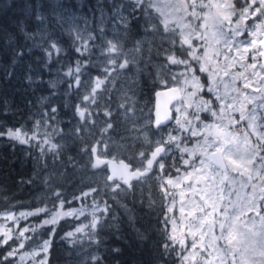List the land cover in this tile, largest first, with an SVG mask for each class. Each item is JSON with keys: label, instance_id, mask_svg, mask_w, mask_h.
I'll list each match as a JSON object with an SVG mask.
<instances>
[{"label": "trees", "instance_id": "trees-1", "mask_svg": "<svg viewBox=\"0 0 264 264\" xmlns=\"http://www.w3.org/2000/svg\"><path fill=\"white\" fill-rule=\"evenodd\" d=\"M100 2L107 17L103 37L98 31V0H0V131L21 128L27 135L35 133L38 136L27 144L10 140L7 136L0 137V210L45 207L43 212L28 218L31 222L40 221L49 216L60 202L65 206L74 205L83 198L86 190L95 189L103 206L101 210L105 203L111 206V210L103 214V227L97 225L95 242L91 245H87L80 235L74 238L67 236L77 227V222L69 217L60 219L55 226L39 224L35 227L34 235L27 242L32 246L40 245L53 231L48 264H84L93 255L100 257V264H178L181 252L178 244H172L167 239L169 222L166 231L164 225L172 197L167 196L160 187V178L155 174H146L131 187L119 184L122 190L115 193L114 188L100 190L99 185L110 182L102 175L98 177L99 168L92 167L95 162L89 152L100 136L87 132L80 118L76 119L75 126L69 120L73 118L69 107L75 101L69 84H74L75 80L68 79L66 75L55 79L52 77L53 62L59 63L56 67L63 70L73 67L70 63L75 64L77 60H87L90 52L81 56L75 51L79 45L75 42L74 32L79 26L96 37L89 42L92 52H99L101 45H106V33L113 32L123 35L122 45L125 48L135 46L138 40L144 42L141 51L136 52L137 61H153V58L160 57L159 46L164 47V43L160 38L163 26L158 20H153L159 29L155 37L151 32L145 34L141 27L143 19L132 21L124 35L122 25L113 28L108 0ZM38 15L45 19L38 20ZM21 24L26 32L40 34L33 40L25 39L20 31ZM53 43L60 51L51 47ZM175 48L180 52L178 45ZM46 49L51 52V59L46 55ZM17 52L22 55L17 57ZM141 93L147 96L148 89H141ZM56 94H65V97L57 99ZM116 98L110 95L103 102V108L113 107L117 103ZM146 98L143 97V101ZM52 108L56 109L55 113L51 111ZM139 112L137 119H142L145 116L142 106ZM99 113L95 110L94 115ZM111 115L112 121L119 123L118 112ZM135 115V111L130 113L133 118ZM201 116L210 119L209 113H201ZM37 121L40 122L38 127ZM111 132L108 150L117 145V130ZM52 145L57 146L58 155L48 151ZM142 146L140 143L137 149ZM41 148L44 150L43 156ZM180 155L179 151L170 153L165 157V169L156 171L176 175L177 168L180 172L185 167ZM186 156L184 153L183 158ZM99 180L104 182L94 186ZM137 229L147 237L146 240L137 237ZM15 240L0 244V264H16L15 256H8ZM165 243L176 251L161 255ZM113 249L120 251L114 252Z\"/></svg>", "mask_w": 264, "mask_h": 264}, {"label": "snow or ice", "instance_id": "snow-or-ice-1", "mask_svg": "<svg viewBox=\"0 0 264 264\" xmlns=\"http://www.w3.org/2000/svg\"><path fill=\"white\" fill-rule=\"evenodd\" d=\"M108 3L112 9L113 28L115 29L117 25H122L124 28V35L127 34L129 24L132 21L143 19L144 23L141 27L145 34L147 35V33L151 32L153 37H155L159 29L157 24L153 23L156 17L150 10L159 12L163 17V19L160 20V23L163 25V33L167 34L162 35L160 38L162 41L167 40L169 43L170 47L165 49V52L171 53L167 56V60L170 64H183L186 72L193 71L192 65L188 60L179 59L175 54V46L179 42L181 49L184 48V45H188V48L184 49V52L191 60L200 64V72H209L210 80L213 75L217 74L205 67V63H207L206 60L205 63H201L202 57L195 54L192 47V39L195 37L204 40L207 44L208 15H201L196 9L198 7H208L210 9L212 7H217L219 9V5H204L202 0L200 4L197 3V0H179L176 4L164 5V7H172L175 11L182 13L180 18L176 21L175 26H173L168 15L161 11L162 6L160 0H108ZM237 3L239 7L229 0L226 5V12L221 13L217 11L212 14V26L216 28L212 38L217 45L222 44L224 49L231 51L235 48V50L240 53L239 62L243 71L231 74V83L224 85L226 89L224 96L218 94L219 90L214 89L212 83L207 85L208 92H215L216 100L220 101L221 104H223L227 98V90L231 88V90L236 93V95L232 97V103H228L226 108L221 107L217 109L212 107L211 100L202 101L203 107H198L196 111L187 114L183 123L179 119L176 120L177 127L169 130L166 139L163 134H161L159 139L149 141L145 133V142L148 144H155V149L151 152V158L147 159V167L144 169V172L137 169L135 172L131 173L130 177H126L123 173L121 174V179H123L125 184L129 183L130 178H135L139 181L148 171H151L154 162L158 164L161 170H164V158L170 153L179 151L181 153V162L184 165L191 166L193 172L202 174L200 175V179L205 182L206 188H210L217 193L215 197H211L210 192L207 193V195L212 198L211 204L205 199V196L199 197L202 203L193 199L191 201V210L188 212V216L191 217L193 222L191 228H195L197 231L205 227L207 228V232H200L201 240L217 226L220 230V234L218 236L213 235L211 237L212 243L207 246L201 245L198 251H192L188 255L181 254V264H186V262L187 264H191V261L196 257L200 258L197 264H264V63H261V61L264 60V0H237ZM189 7L192 9L191 12L188 11ZM97 9L100 11L98 31L100 36L103 37V25L107 17L100 0H98ZM186 16L203 20L204 23L199 25L202 31H197L190 23H184V17ZM232 16L236 17L234 27L232 26ZM37 19L44 20L45 18L38 15ZM59 19L62 20L63 17H59ZM249 19H252L250 27L244 23ZM177 27L180 28L179 33L176 31ZM225 28H227L228 31H225ZM20 31L24 33L25 39L27 40H33L36 35L40 34L26 32L23 24L20 25ZM246 31L250 32L251 37L254 38L237 40V38ZM177 36H179V41L177 40ZM41 39H43V36H41ZM95 39L96 37L89 32L87 40H85L83 33L80 30H76V41L79 42V46L76 47L75 51L81 56L90 52L91 46L87 41H94ZM233 41H236V43L234 44ZM143 43L144 42L140 40L136 41L134 51L139 53ZM107 45L106 52L109 55L114 51H118L120 47L118 43H114L111 40L107 41ZM51 47L57 49L55 43H53ZM28 51H31V49H28ZM45 51L48 58L51 59V52L47 49ZM57 51H60V49H57ZM149 51H151L150 41ZM245 53H250L251 63H243V61L247 59L244 55ZM20 55H22L21 52L16 53L17 57ZM216 55L219 56L220 52L217 51ZM204 57H207L206 50ZM224 58L228 60L227 56ZM88 63L89 61L77 60L75 68L73 69L70 67L68 72L65 73V75L74 77L75 79L74 84H69L70 89L80 86L82 69ZM129 63H135V60L129 61L125 59L123 63H119L118 65L115 59H109L107 61V65L111 66L113 71L117 68L126 69ZM233 67H235L233 63L225 64L224 75L228 76L229 72L227 69ZM248 69L252 71L249 73ZM103 71L106 74L105 80L112 77V71L109 70L108 66H106ZM162 71L171 74L167 64L157 66V77L161 76ZM180 75H186V73H180ZM28 79L31 80L32 77L29 76ZM171 79L175 81L177 79L176 74H171ZM191 79L196 89V91L191 93V95L194 96L204 85L200 83L195 75H193ZM237 80L242 81L241 86H236L235 82ZM103 82L104 81L99 78H96L95 87L92 88L88 95L83 97V100L90 101L91 104H96V90ZM161 82L167 84V80L162 79ZM157 95H160V93H157ZM125 99L128 102L132 101V97L127 94H125ZM237 104L239 107H235ZM249 105H251V107H249ZM121 107L124 108L125 105L122 104ZM189 107H191V105H189ZM226 109L238 111L239 119L237 120L231 113H227ZM176 110L178 112L181 111L180 108ZM51 111L55 113L56 109L52 108ZM86 111L87 109H82L77 105L76 112L81 119H84ZM125 111L126 113H134V105L130 103ZM200 111L209 112L213 117H217L219 113H224V115H219V119L216 122L205 123L200 117ZM104 114L106 116H111V112L108 110H105ZM43 115L45 114H42V116ZM88 115L90 117L92 114L88 113ZM168 118L169 117L165 116V120ZM225 119L227 123H225ZM193 121L199 123L194 124ZM242 121H245L246 125L237 128L236 126L240 125ZM39 123L40 122L37 121V127ZM155 124L157 129L163 126V121L159 119V113H157ZM230 126L231 130H229ZM110 128H112V125L108 124L102 131L107 132ZM77 131H79V129H77ZM173 132H175L176 135H173ZM201 133H203L202 137ZM3 136H7L10 140L18 141L21 144H27L30 140L36 138L35 133H33L31 137H28L27 133L23 132L21 128L15 130L8 128L5 131H0V137ZM252 137H255V139L253 140ZM192 138H197L196 144L189 149L187 142ZM48 151L58 155L56 145H52ZM92 153H96L95 147L92 148ZM184 153H189L190 157L197 156L199 167L196 166V161L184 159ZM41 155H44L43 148H41ZM140 156L144 158V153L141 152ZM158 156L160 160L156 159ZM99 163L100 161L93 163L92 167H98ZM176 170L179 172V168ZM185 176L191 177L192 172H186ZM179 179L180 178L177 177V183ZM108 180H113V177L109 176ZM168 183L171 184L172 181L169 180ZM129 187H131V185H129ZM206 188H202L199 191L206 192ZM245 188H250L251 191L242 196L240 190ZM117 190H122L119 184L115 185L113 192L115 193ZM189 190L192 192L193 197H195L197 194L195 186L189 185ZM92 191H95V189ZM56 195L59 196V193ZM84 195L86 196L88 193H84ZM233 196H235V199H232ZM206 208H211V211H206ZM95 210L101 211L102 215L97 217ZM95 210L93 212V219L87 226L91 229L88 233L90 238L96 236L95 229L98 224L103 227V214L110 212L111 206L105 203L104 208L101 210L97 204ZM168 211H172L171 207H169ZM180 211L183 213L184 208L182 207ZM249 212L253 214L251 217L247 216ZM196 213H200L201 215L197 216ZM213 213H218L219 215L216 219L209 221L208 217L212 216ZM21 215L23 216L25 214L22 213ZM28 215H34V213H29ZM113 219H115V217H113ZM169 219V217H165V231L167 230ZM51 222L54 223L55 221L53 220ZM45 223L47 224L49 221H45ZM76 231H84V228H78ZM136 232L140 240L147 239L138 229ZM73 235L74 233L67 234L69 237ZM189 235L193 237L191 248L195 250L197 249V241L195 239L196 231L190 230ZM167 239L174 243L176 238L174 236H168ZM218 240L223 241V244H217L216 241ZM6 242L5 240L4 243ZM49 244L50 241H44L43 245H41L42 250L46 251ZM180 244L181 247L184 246L183 241H180ZM21 247H23V244H21ZM208 248H212L217 255L213 256V252L208 251ZM113 251L119 252L120 250L113 249ZM175 251L176 249L173 246L165 243L161 255ZM15 253L16 249H12V251L8 253V256H13ZM41 264H45V261H41ZM84 264H100V257L98 255H93L90 259H86Z\"/></svg>", "mask_w": 264, "mask_h": 264}, {"label": "rangeland", "instance_id": "rangeland-1", "mask_svg": "<svg viewBox=\"0 0 264 264\" xmlns=\"http://www.w3.org/2000/svg\"><path fill=\"white\" fill-rule=\"evenodd\" d=\"M179 0H160V4H161V11L166 13L172 23L173 26H175L176 21L180 18L181 14L180 12L175 11V9H173L172 7H164V5H169V4H176L178 3ZM229 2V0H202V3L204 5H219V9L217 7H212L211 9L208 7H204V8H200L198 7L196 9V11L198 13H200L201 15L203 14H207L208 15V21H207V44L205 43L204 40L198 39L193 37L192 39V47L193 50L195 51V54L197 56L202 57L201 63H205V60L207 61V63H205V67L211 69L212 71L216 72V75H213L211 77V80L209 79V72H197V67L198 69L200 68V64H198L197 62L191 60V58L184 52V49L188 48V45H184V48L181 49L179 46V42L177 43V45L180 48V52H178L175 48V54L179 59L182 60H188L189 63H191L192 65V72H186L185 66L183 64L180 65H175L172 64V73L174 72V74H176L177 76V81L179 87L182 88L184 94H183V98L176 102V104H174V109L180 108L181 111L176 113V120L179 119L181 120V122L183 123L187 114H190L194 111L197 110L198 107H203L202 105V101L205 100H211L212 101V107L214 108H221L224 107L226 108V105L228 103H232V97L236 95V93L234 91L231 90V88H229L227 90V98L225 99V101L223 102V104H221L220 101L216 100V93L215 92H208L207 90V85L209 83H212V86L214 89H218L219 92L218 94L221 96L225 95L226 89L224 87L225 84H230L231 83V74L232 73H236L239 71H243V69L240 67V62H239V57H240V53H238L235 48H233L231 51H228L226 49L223 48V45H217L215 40H213V33L216 31V28L213 27V22H212V14L216 13L217 11H220L221 13H224L227 11L226 5ZM237 2V1H236ZM235 0H231V3H236ZM197 3L200 4L201 0H197ZM159 19V24L162 25L160 23V20L163 19V17L160 15L159 12H156L155 10H151ZM189 12L192 11V9L189 7L188 9ZM235 20L236 17L232 16V21H233V27L235 26ZM184 23L188 24L190 23L194 28L197 29V31H202L199 28V25L204 23L203 20L200 19H193L190 16H186L184 17ZM227 23V22H225ZM246 25H248L249 27L252 24V19L246 20L244 22ZM258 23V21H257ZM163 26V25H162ZM76 30H80L83 33L84 39L87 40V35L89 32L85 31L84 28L79 26V29ZM76 30L74 32L75 35V39H76ZM225 31H228L227 28L224 29ZM177 33L180 32V28H176ZM94 36V35H93ZM95 37V36H94ZM250 38H254L251 37L250 32H244L241 36H239L237 38V40H248ZM177 40L179 41V36H177ZM106 41V39H105ZM109 41V40H108ZM113 41V40H111ZM77 45H79V42L75 41ZM88 44L91 41H87ZM114 43H118L120 45L119 42H117L116 40L113 41ZM233 43L235 44L236 41H233ZM259 46V45H258ZM108 45H104L103 47H101L99 53V60H96V58L94 57L95 61H92V64H98L99 67H105L108 66L109 68L111 66L107 65V61L109 59H115L118 60L120 62H122L125 59H128L129 61H133L134 59H136V52L134 51L135 46L133 47H127V48H123L121 45L119 47L118 51H114L111 53V55H109L106 52ZM205 50L207 51V57H204V53ZM103 51V54H102ZM219 51L220 55L217 56L216 52ZM242 51V49H241ZM95 53V52H93ZM183 55V56H180ZM245 57H247L246 60L243 61V63H251V57H250V53H245L244 54ZM122 56V57H120ZM225 56L228 57V60H225ZM229 63H233L235 64V67L233 68H229L227 69V71L229 72L228 76L224 75V65L225 64H229ZM261 63H263V61H261ZM75 68V66H73ZM73 68V69H74ZM252 70L248 69V72L250 73ZM180 73H186V75H180ZM195 75L200 83L202 85H204V87L202 89H200L199 91L196 92V95H191L192 92L196 91V89L194 88L193 82L191 77ZM99 79L104 81L103 87L105 88H114V81L116 80V76L111 77L108 80H105V75L99 74ZM94 77V82L91 86V88L89 89V91H87L85 93V95H88L92 88L95 87V75H93ZM175 80V81H176ZM187 81V82H186ZM236 86H241L242 85V81L237 80L236 82ZM84 95V96H85ZM118 96V93L116 94ZM98 94L96 93V98H98ZM189 105H191V107H189ZM235 107H239V105H235ZM249 107H251V105H249ZM105 110L110 111L111 113L113 112L111 107L106 108ZM125 111V110H124ZM123 111V112H124ZM202 113H209L206 111H200ZM227 113H231L232 116L235 117V119H239V112L238 111H233L232 109H226ZM219 115H224V113H219L217 117H213L210 113H209V117L210 119H204L203 121L205 123H213L218 121L219 119ZM110 118V116H108ZM190 118V117H187ZM176 120L175 125L172 126L173 127H177L176 125ZM143 122V121H142ZM194 124H198L199 122L193 121ZM225 123H227V120L225 119ZM111 124V123H109ZM244 124V123H243ZM242 123H240V127H244L245 125H243ZM112 125V124H111ZM238 126H236L238 128ZM141 132L145 133L146 128H145V123L143 122V124H141L138 128ZM229 130H231V126L229 128ZM138 132V131H137ZM104 135V140L101 139L99 140V144H94L92 146L96 148V153L94 154L96 156V158L98 157H108L111 159H120L122 157V155L124 154L122 152L121 149H119V147L117 145H115L114 148L111 149V152H107L106 149H103L105 147H107L108 145H110L108 143V140L110 138V136L112 135L111 131H109V129L107 130V132L103 133ZM147 135V134H146ZM173 135H176L175 132H173ZM203 136V133H201V137ZM28 137H31V135H28ZM136 137H138V134L136 135ZM36 138H38V136L36 135ZM167 138V136H166ZM145 139V135L144 138L142 139V141L144 142ZM147 139L149 140V136L147 135ZM196 139L197 138H192V141L190 140V143H187V146L189 149H191L195 144H196ZM252 139L254 140L255 137H252ZM36 140V139H34ZM151 147V145H149ZM140 151L137 153V156L139 158H141L140 153L143 152L144 153V157L148 155V147L143 146L142 148H138ZM187 156L185 157L186 160L190 159L192 161H196V166L199 167V161H198V157L197 156H191L189 155V153H186ZM105 155V156H104ZM144 168V166H143ZM186 168V169H185ZM155 169L161 170L158 166V164L156 165ZM186 172H192V176L191 177H186L185 173ZM200 173L197 172H193V169L191 166L187 165L184 167L183 171H180L177 175L175 176H168L165 177V181H164V187L165 190H167V193L170 194L174 200V203H169L168 205V209L169 207H171L172 211L168 213V217L169 219V235L168 236H174L175 242L172 244H178L179 247V252H181V254L183 255H188L190 252L192 251H198L201 247V245H209L212 243V239L211 237L213 235L218 236L220 234V230L217 227H214L212 229V232L205 235L204 239L201 240L200 239V232H207V228H203L200 229L199 231H197L195 228H191V224L192 219L191 217L188 216V212L191 210V201L193 199H195L196 201L202 203L199 200L200 196H205V199L208 200L209 204L212 203V198H210L207 193L210 192L211 193V197H215L217 195V193H215L214 191H212V189L210 188H206V184L205 182L200 179ZM98 177L101 178L100 174H98ZM177 177H179V182L177 183ZM101 180V179H100ZM97 181V184H94V186H97L98 184H100L101 182L104 181ZM171 180L172 183H168V181ZM163 181V180H162ZM161 181V182H162ZM100 182V183H98ZM118 184L117 182H111V185L109 183L107 184H101L98 187H100V190L102 191H108L109 189L115 188V185ZM189 185H193L195 186V188L197 189V194L195 197H193L192 192L189 190ZM202 188H206V192H201L199 191ZM93 189H89L86 190L84 193H88V195H84L83 193V198L78 199V201H76V203L74 205H67L65 206L62 202H60L57 205V208L54 209L52 211V213L49 216H46L44 218H42V220L40 221H28L27 219L31 216L37 215L39 212H42L45 210V208H35V209H20V210H9V211H2L0 210V244H5L4 241H8L11 239H16L15 240V244L13 246L12 249H16V253L15 255V262L16 264H41V261H45V264H48V257H49V253H50V244L49 247L47 248V250H42L41 245H43L44 241L48 240L51 241V237L53 235V231H51L50 233V237L44 239L42 241V243L40 245H36V246H32L30 243H27L28 240L34 235V230L35 227L38 226L39 224L45 223V221H49L48 224L55 226L58 221L63 218V217H69L70 219H72L73 221L77 222V227L70 231L69 233H74V235L72 236V238H74L75 236H82V240L84 242H86L87 245H91L92 243L95 242V237L94 238H90L88 236V233L91 231V229L89 227H87L90 223V221H92L93 219V212L95 210V206L98 204L99 205V209H101L100 203H99V199H98V194L95 193V191H92ZM251 191L250 188H245L240 190V194L243 196L247 193H249ZM232 199H235V196L232 197ZM184 208V212L182 213L180 211L181 208ZM206 211H211V208H206ZM25 214V215H21V214ZM29 213H34V215H28ZM71 213V214H70ZM95 214L97 217H100L101 214L99 212V210H95ZM197 216H200V213H196ZM218 213H213L212 216L208 217V220H214L218 217ZM253 214L251 212L247 213V216L251 217ZM55 221L54 223L51 221ZM207 223V222H206ZM84 228V231L81 232H77L76 230L78 228ZM196 231V241H197V249H192L191 248V241L193 239V237L191 235H189V231ZM95 232H97V229H95ZM15 237V238H14ZM180 241H183L184 246L181 247ZM217 244H223V241H216ZM21 244H23V247H21ZM12 249L9 251L11 252ZM208 251H212L213 252V256H216L217 254L214 252V250L212 248H208ZM8 252V253H9ZM199 257H196L195 259H193L191 261V264H197V261L199 260ZM178 264H181V260H179ZM187 264V262H186Z\"/></svg>", "mask_w": 264, "mask_h": 264}, {"label": "flooded vegetation", "instance_id": "flooded-vegetation-1", "mask_svg": "<svg viewBox=\"0 0 264 264\" xmlns=\"http://www.w3.org/2000/svg\"><path fill=\"white\" fill-rule=\"evenodd\" d=\"M237 0H235L236 2ZM235 5H239L237 2L233 3ZM159 21V19L156 16V21ZM167 35L166 33H163L162 29V35ZM122 36L123 35H118L116 33H106V44L108 40H113L117 41L120 43V45L125 48L122 45ZM164 47L159 46L161 55L160 57L153 58V61H137L135 60V63H129L126 69H116L115 71L112 70L110 67L109 70L112 71V77L116 76V80L114 81V88H105L103 87V84L100 85V87L96 90V93L99 95L98 98H96V104H91L90 101H84L83 97L87 91L91 88L93 82H94V77L95 79L99 78V74L106 75L103 71V69L106 67H99L98 64H92V61L94 60V57L96 60H99V53L95 52L93 53L92 50L90 51V54L87 55V60L89 63L82 69L81 75H80V80L81 84L79 87L72 88V95L73 98L75 99L74 103L69 107L71 108V113L73 114L72 117L69 120H72V126H75L76 119L80 118L82 120V124L85 125L87 132L91 133L92 135L95 134L96 136H100L102 140H104V135H103V129L107 127L109 123L112 124V127L114 125H118L119 131H118V136H117V143L119 146V149L122 150L124 153L121 158H129L131 161L133 167L135 169H139L140 171L144 172V169L147 167V159L150 156L151 152L155 149V144H151V147L142 141L145 133L149 135L151 141H155L160 138L161 134H163L164 138L166 139L167 133L169 132L170 129H172L173 124H170L167 126V128H160V129H154L152 127L153 120H154V111H155V104H156V93L159 89H165L167 87H171L173 85H178L179 81H173L171 79V74L172 73V64L167 60V56L171 53H166L165 49H168L169 43L167 40L163 41ZM103 47V45H101ZM131 47V45L129 46ZM122 57V56H120ZM138 55L136 54L137 58ZM89 58V59H88ZM162 58H164L162 60ZM158 60V61H157ZM263 61V60H262ZM117 65L122 62L116 60ZM162 64H167L170 68L171 74L164 73L163 71L161 72V76L157 77V66L162 65ZM53 67L51 70L52 77L55 79L59 77L60 75H65V73L68 72L70 67H67L66 69H60V67H56L59 65L57 62L52 63ZM75 64H71L70 66ZM74 68V67H71ZM147 69V70H146ZM67 76V75H66ZM68 79L75 80L74 77H69L67 76ZM167 80V84H164L161 82V80ZM180 83V82H179ZM107 89V90H106ZM141 89H148V94L145 96L144 94L141 93ZM118 93V96L116 95ZM134 93V96H133ZM125 94L128 96L132 97V101L128 102L125 99ZM112 95L113 98L117 99V108L116 112H118V115L122 118L121 123H114L112 118H109L104 114L105 109L108 107L103 108V103L102 100L109 98V96ZM114 95V96H113ZM86 96V95H85ZM116 96V97H115ZM65 97V94H56V98H62ZM143 97H147L145 101H143ZM137 101H142L141 104H139ZM178 102V101H176ZM176 102L174 104H176ZM136 105L135 107V118L133 116H130V113H126L124 111L129 104ZM125 105L124 108L121 107V105ZM77 105H79L82 109H87L85 112V117L84 119H81L79 115H77L76 108ZM141 106L144 112V115H147L148 123L145 125V128H150L151 131H145V133L141 132L138 128L142 124L143 118L137 119L138 114L140 113L139 111L141 110ZM119 107V108H118ZM174 109V105H173ZM95 110L100 112L97 116L94 115ZM113 110V109H112ZM124 112H123V111ZM115 111V110H113ZM88 113H91L92 115L89 117ZM176 113L177 110L174 109V115L176 119ZM95 116V117H94ZM153 116V117H152ZM201 116V114H200ZM144 117V116H143ZM243 125H246L245 121L241 122ZM147 126V127H146ZM174 128V127H173ZM240 128V126H238ZM111 131V128L109 129ZM138 131V132H137ZM138 134V137L136 135ZM99 142L96 141L95 143ZM142 143L143 146L148 147V155L145 156L144 158H139L137 156V153L140 151H135L137 149L138 145ZM135 148V149H132ZM165 162V158L163 160ZM157 164V163H156ZM155 164V165H156ZM155 165L153 168H151L152 172L150 175H156L157 171L155 168ZM144 166V168H143ZM148 171L147 173H149ZM146 173V174H147Z\"/></svg>", "mask_w": 264, "mask_h": 264}, {"label": "water", "instance_id": "water-1", "mask_svg": "<svg viewBox=\"0 0 264 264\" xmlns=\"http://www.w3.org/2000/svg\"><path fill=\"white\" fill-rule=\"evenodd\" d=\"M157 93H160V95H157ZM157 93H156V104H155V113H154L155 121L157 119V113H159V119L163 121V126H165L173 120V111L171 109V106L174 104L176 100L182 97V91L178 86H172L169 88L160 89L157 91ZM166 94L168 96H165ZM165 116L169 118L165 120ZM155 121H154V125L155 127H157ZM158 158L159 156L156 159ZM108 171H109L108 177L112 176L114 180L116 178H121L122 173L126 177H130L131 173L135 172L136 170H133L132 165L125 160L122 161L110 160L108 162ZM133 180L136 179L130 178L129 183H131ZM122 183H124L123 179H122Z\"/></svg>", "mask_w": 264, "mask_h": 264}, {"label": "bare ground", "instance_id": "bare-ground-1", "mask_svg": "<svg viewBox=\"0 0 264 264\" xmlns=\"http://www.w3.org/2000/svg\"><path fill=\"white\" fill-rule=\"evenodd\" d=\"M165 96H168V95L166 94ZM171 108H172V106H171Z\"/></svg>", "mask_w": 264, "mask_h": 264}]
</instances>
